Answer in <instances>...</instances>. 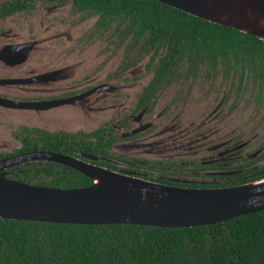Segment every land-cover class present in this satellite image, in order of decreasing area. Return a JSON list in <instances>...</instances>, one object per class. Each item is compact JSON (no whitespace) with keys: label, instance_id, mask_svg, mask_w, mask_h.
Masks as SVG:
<instances>
[{"label":"flooded vegetation","instance_id":"obj_1","mask_svg":"<svg viewBox=\"0 0 264 264\" xmlns=\"http://www.w3.org/2000/svg\"><path fill=\"white\" fill-rule=\"evenodd\" d=\"M125 27L74 0H0V128L17 143L0 159L49 151L199 189L264 178V134L252 152L244 149L259 130L243 140L245 121L264 118V83L240 82L239 71L228 77L220 66L213 74L195 55L170 57L147 32L123 36ZM218 76L222 88H193L196 78ZM251 105L256 112L246 111ZM27 164L7 168V177Z\"/></svg>","mask_w":264,"mask_h":264},{"label":"trees","instance_id":"obj_2","mask_svg":"<svg viewBox=\"0 0 264 264\" xmlns=\"http://www.w3.org/2000/svg\"><path fill=\"white\" fill-rule=\"evenodd\" d=\"M74 1L80 9L125 23L123 36L134 28L138 37L149 33L147 40L152 45L158 41L170 57L195 55L207 61L213 74L220 66L228 77L239 71L240 82L246 77L264 83V42L252 34L156 0ZM162 66L166 71L170 65L165 59ZM22 169L8 177L54 188L91 184L86 175L59 163L37 162ZM0 264H264V210L181 228L0 218Z\"/></svg>","mask_w":264,"mask_h":264},{"label":"water","instance_id":"obj_3","mask_svg":"<svg viewBox=\"0 0 264 264\" xmlns=\"http://www.w3.org/2000/svg\"><path fill=\"white\" fill-rule=\"evenodd\" d=\"M156 1L252 34L264 42V0ZM238 3L240 8L234 12ZM38 161L71 167L90 178L91 184L54 188L7 177V168ZM261 210H264V178L233 187L199 189L152 182L49 151L0 159L2 219L181 228L222 222Z\"/></svg>","mask_w":264,"mask_h":264},{"label":"rangeland","instance_id":"obj_4","mask_svg":"<svg viewBox=\"0 0 264 264\" xmlns=\"http://www.w3.org/2000/svg\"><path fill=\"white\" fill-rule=\"evenodd\" d=\"M91 23H92V21H88V25H90ZM98 45L101 46L102 44H98ZM95 49L97 50V48H95ZM202 81L203 80L196 78V80L193 82V84H194L193 88H201V87H203V88H207V89H214V88H222V85H223V84L219 83L220 77L217 80L213 79L212 82L210 80L205 81L204 84H202ZM222 82H223V80H222ZM218 86H220V87H218ZM207 97H209V100H211V101L207 100V112H209L216 101H212L213 97H214V94L207 95ZM204 108H205V106H203V109ZM193 109L196 110V108H192V109H190V111L193 112ZM249 110H251L252 112H256L257 111V109H253L252 108V105L249 108L246 109V111H249ZM258 111H261L262 113H264V106L259 108ZM238 113H239V111H237V115H238ZM248 115H249V113L247 112L246 114H244V116L242 115V118L245 119V118L248 117ZM245 122H246L245 126L248 123L249 124H248V127H246L247 135L243 138V140L250 139L251 138L250 135L255 133V131L258 132V130H259V133L261 134L260 138L257 139L256 142L253 145H249V146H247L244 149V151H246V152H248V151L252 152L253 150H255L258 147V141L259 142L262 141V135L264 134V124H263L264 123V118L258 125H256L254 122L252 123L251 119H248ZM262 124H263V126H262ZM251 125H256V126L253 129H250ZM8 132H9V129H5V128H2V127L0 128V151H2V152H5L6 150H11L13 147H15L17 145V143L13 142V139L9 136ZM220 150L221 149L216 150L215 153L217 155H219Z\"/></svg>","mask_w":264,"mask_h":264},{"label":"bare ground","instance_id":"obj_5","mask_svg":"<svg viewBox=\"0 0 264 264\" xmlns=\"http://www.w3.org/2000/svg\"><path fill=\"white\" fill-rule=\"evenodd\" d=\"M240 3H238V4H236L235 5V9H233V11L235 12V11H237L239 8H240ZM224 16H226L227 15V13H225V14H223Z\"/></svg>","mask_w":264,"mask_h":264}]
</instances>
